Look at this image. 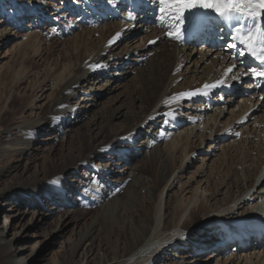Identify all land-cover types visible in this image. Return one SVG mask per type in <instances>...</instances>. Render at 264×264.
Wrapping results in <instances>:
<instances>
[{"label":"bare ground","instance_id":"6f19581e","mask_svg":"<svg viewBox=\"0 0 264 264\" xmlns=\"http://www.w3.org/2000/svg\"><path fill=\"white\" fill-rule=\"evenodd\" d=\"M103 1L84 0L83 7L88 12L75 6L83 16L88 13L87 17L100 23H104L107 14L118 15L116 9H120L123 14L114 27L112 39L83 64L81 75H73L65 81L57 98L38 122L17 123L0 131V155L14 158L15 164L10 167L8 175L17 178L10 186L0 187V202L7 203L17 197L28 201L36 197L39 202L35 203L31 220L55 219L58 225L40 235L42 241L25 259H19L24 248L13 250L14 244L22 238L18 234L9 238L6 229H0V250L4 263H33V254L40 244H50L52 238L69 225L70 215L82 196L78 193L81 182L75 184L74 181H65L64 177L79 166H89L95 161L104 162L107 166L116 159L115 173L107 179L109 190L103 196L111 192L116 197L122 196V188L127 183H134L137 175L147 167L157 169L162 176L165 168L179 160L180 172L189 167L190 161L202 160L196 176L204 179L205 187L188 189L190 186L187 185L174 198L170 197L168 188L167 199L158 201L155 207L150 206L152 210L144 214L136 226H127L109 256L104 254L106 246L97 236H84L63 264H75V258L78 264H159L157 259L162 256L163 264H183V260H189L190 264H211L217 257H220L217 264H264V116L258 119V114L264 110V79H252L250 73L242 75L251 67H259L258 62L247 54L240 57L236 50L226 47L231 42L232 28L210 11H198L197 18L201 23L185 32L183 40H174L165 36L168 29L159 22L158 0H118L115 7L107 4L111 13L101 9ZM64 5L68 12L75 11L68 6L70 4ZM133 7L138 16L129 20L127 11ZM30 21L28 19V23ZM249 23L252 21H245V25ZM148 32H151L152 38L147 41L156 40V44L146 41L143 47L126 50L121 55H108L126 39ZM117 33H120L119 38L110 43ZM201 43L202 50H197ZM152 47L156 48L155 59L148 61L150 70L142 84L141 95L137 97L134 108L137 111L127 116L125 127L116 134L110 128L94 133L97 130L94 118L88 122V135L82 139L78 157H69L58 164L51 163L47 174L41 177L30 174L35 157L30 155L25 145L31 143V137L42 132L48 123L52 124V131L57 132L61 131L63 124L71 121V125L82 123L89 112L95 113L101 108L102 103L97 102L113 90L110 83L115 82L118 76L112 72H118L130 63L141 64L145 51ZM205 64L207 66L201 68ZM233 65L236 66L234 71L238 80L228 78L226 86L204 89L205 84L211 85L224 79L226 69ZM187 75H192V78H187ZM101 77H110V81L98 88L93 84L84 88L81 86L83 81L89 84L88 79ZM240 81L246 82L242 89H239ZM193 90L208 91L209 95H197L190 100H181L178 96ZM241 95L248 99L241 101L236 111L228 113ZM171 97H177V100L173 102ZM172 109L177 112L170 113ZM182 109L188 113H182ZM107 111L108 125L114 119L125 117L120 110L110 108ZM223 114H229L230 120L221 125L218 118ZM249 122L252 128L247 131ZM166 128L170 131L168 143L160 147L165 137L160 133ZM238 135L244 138L240 159L227 172L224 181L214 185L215 192L211 193L209 184H212L213 178L219 177L216 173L206 176L205 159L212 155L209 150L217 143L228 140L230 143L240 142ZM196 137L200 144L191 154L187 148ZM206 141L211 144L207 149L203 147ZM197 152L203 153L201 155L205 159H196ZM129 154L130 163H127L125 156ZM137 158H140V163L133 165ZM4 211H7L6 223L13 217L21 220L26 214L18 206ZM191 238L195 243L189 246ZM235 238L241 244L235 241V249L227 251ZM251 240L254 245H251ZM217 250L221 253L217 254ZM168 252L172 255L167 258L165 255Z\"/></svg>","mask_w":264,"mask_h":264},{"label":"rangeland","instance_id":"374dc122","mask_svg":"<svg viewBox=\"0 0 264 264\" xmlns=\"http://www.w3.org/2000/svg\"><path fill=\"white\" fill-rule=\"evenodd\" d=\"M63 3L70 4L68 6L75 11L68 12L64 9ZM84 4V0H0V131L17 123L38 122L57 98L59 89L65 81L73 75H81L83 64L114 36V27L123 14L120 9H116L118 15L115 14L113 17L112 14H107L103 20L104 23H100L87 17L88 13L83 16L81 10L75 6L85 9ZM100 6L101 9L112 12L106 0ZM85 11L88 12L87 9ZM22 17L25 18L22 19ZM28 19H31L29 23ZM151 38V32L131 37L108 55H121L134 48L143 47ZM202 44L197 50H202ZM155 50V47L147 48L141 64L130 63L118 72L113 71L112 73L118 76V81L110 83L113 90L97 102L102 103L101 108L95 113L89 112L82 123L71 125V121L69 124H63L59 132L52 131L50 128L52 124L48 123L42 132L33 135L29 140L31 143L25 145V148L27 146L30 150V155L35 157L30 174H38L41 177L47 174L51 163L58 164L69 157H78L83 145L82 139L88 135L90 126L88 122L94 118L97 123V130L94 133L109 128L114 134L121 131L125 127L127 116L137 111L134 109L137 106V97L141 95L142 84L150 70L147 66L148 61L151 58L155 59ZM206 66L207 64L202 65L201 68ZM122 73H128V75L124 76ZM191 76L186 77L191 79ZM88 80L89 84L82 82L83 88L90 84H93L95 88L104 86L110 81V77ZM243 85H246V82L240 81L239 89H242ZM237 98L233 107L228 109V113L236 111L240 102L248 99L245 95ZM110 108L120 110L125 117L114 119L108 125L105 115ZM176 112L172 109L170 113ZM183 112L188 113L185 109H182ZM258 116V119L264 116V110ZM229 120V114H223L218 118L221 125ZM250 123H248L247 131L252 128L249 126ZM242 132L241 130V134ZM163 133L165 137L160 147L168 143L169 128H166ZM241 136L243 135H238L240 142L237 143H230V140L217 143L209 150L212 155L206 159L201 155L203 153H195L196 159H205L206 176H214L216 173L219 177L213 178L212 184H209L211 193L215 192L214 185H219L220 180L224 181L227 172L240 159L243 151L241 142L244 139L240 138ZM197 137L189 149L187 148L191 154L200 144ZM209 145L211 144L206 141L203 147L207 149ZM246 145L244 147H247ZM129 157L130 154L125 156L127 163H130ZM116 162L114 159L104 166V162L95 161L89 166H79L72 174L64 177L65 181H74L75 184L81 182L78 193L82 196L70 215L69 225L63 227L62 232L53 237L50 244H40L33 254L34 261L31 264H63L66 258L72 255L79 240L90 235L99 238L102 245L106 246L104 254L109 256L114 243L121 239L127 226H136L140 218L152 210L150 206L155 207L158 201L164 202L167 199L168 188L170 197L174 198L187 185L190 186L188 189H194L197 186L205 187L204 179L196 176L202 160L190 161L189 167L182 172L178 169L179 160L173 161L167 169L165 168L162 176H159L157 169L147 167L137 175L134 183H127L122 188V196L116 197L112 192L108 196H103V193L109 190L107 179L115 173ZM139 163L140 158L133 161V165ZM13 164H15L13 157L0 155V187L10 186L16 182V177L8 175ZM36 202H39L36 197L28 201L17 197L7 203L0 202V229H6L9 238L14 234L22 238L13 246L14 251L24 248V253L19 256V259H25L39 245L42 241L40 235L43 232H50L58 227L55 219L40 222L31 220V213ZM9 206L22 208L26 212L25 216L21 220L13 217L6 223L7 211L4 210L9 209ZM24 225L27 226L21 231ZM193 239L191 238V242L188 243L189 246L195 243ZM253 240L251 245H254ZM235 244L236 242H231L227 251L232 252ZM219 253L221 251L217 250V254ZM171 255L172 253L168 252L165 257L168 258ZM2 257L3 253L0 250V264H5ZM163 258L164 256L158 258L157 262L163 264ZM77 260L75 258V264H78ZM218 260L220 257L211 264H217ZM182 262L190 264L189 260Z\"/></svg>","mask_w":264,"mask_h":264},{"label":"snow or ice","instance_id":"6c2138e0","mask_svg":"<svg viewBox=\"0 0 264 264\" xmlns=\"http://www.w3.org/2000/svg\"><path fill=\"white\" fill-rule=\"evenodd\" d=\"M106 2L115 7L118 0H106ZM158 4L159 22L168 29L165 36L174 40H183L185 32L192 29L197 23H201L197 18L198 11L214 13L217 18L232 28L231 42L227 43L226 47L236 50L240 57L247 54L259 64V67H251L242 75L250 73L252 79L257 81L264 79V0H158ZM137 16L135 7L127 11L129 20H135ZM166 16L167 19H165ZM246 20L252 21V23L245 25ZM119 35L120 33H117L110 43L115 42ZM148 43L156 44L157 41L150 40ZM238 45L243 47L238 48ZM235 68V65L228 67L224 73V79L211 85L205 84L204 89L226 86L228 78L238 80L239 77L235 75ZM259 86L257 83V87ZM197 95L206 97L209 93L208 91L193 90L178 94L181 100H190ZM171 100L175 102L177 97H171ZM164 134L163 132L160 133L161 136Z\"/></svg>","mask_w":264,"mask_h":264}]
</instances>
